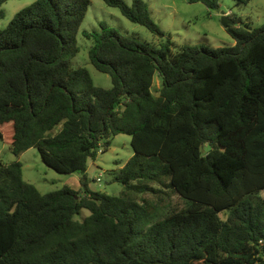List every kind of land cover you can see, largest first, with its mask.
<instances>
[{
    "label": "trees",
    "instance_id": "16d2710c",
    "mask_svg": "<svg viewBox=\"0 0 264 264\" xmlns=\"http://www.w3.org/2000/svg\"><path fill=\"white\" fill-rule=\"evenodd\" d=\"M102 1L159 32L142 0ZM89 4L37 0L0 30V126L11 128L0 140L16 157L35 147L80 185L40 194L18 161H0V264H264V24L228 26L233 46L173 56L170 42L83 32L91 65L111 78L103 89L69 64ZM118 134L133 154L111 172L123 187L111 197L88 188L87 163Z\"/></svg>",
    "mask_w": 264,
    "mask_h": 264
},
{
    "label": "rangeland",
    "instance_id": "374dc122",
    "mask_svg": "<svg viewBox=\"0 0 264 264\" xmlns=\"http://www.w3.org/2000/svg\"><path fill=\"white\" fill-rule=\"evenodd\" d=\"M37 0H7L1 5L4 15L0 19V30L13 19L15 14ZM85 17L76 34L77 54L70 60L73 69L87 70L94 86L103 89L111 88V78L107 74L98 72L90 63L88 49L92 41L83 36V32L99 31L100 26L114 29L119 34L159 48L170 42V56H173L182 46H195L209 49L230 47L235 44L231 36L220 23V13L226 15L234 23V27H245L247 30L264 24V0H249L245 5H238L234 0H216L217 7L208 9L201 2L189 0H142L146 4L149 17L159 32L150 31L146 27L132 23L116 8L107 6L102 0H89ZM133 0H123L131 6ZM160 86L157 73L152 79V93L154 87ZM10 125L0 126L2 135L10 134ZM10 140H0V161L10 164L18 161L22 166V179L33 185L40 194H46L64 186L80 189L79 175L61 174L47 167L41 160L35 147L28 149L18 157L10 150ZM133 152L130 147V137L118 134L110 138L107 150L98 152L95 159L87 163L88 188L111 197H118L123 190L121 184L113 182L111 172L121 168ZM142 197L152 200L151 195ZM170 201L177 207L187 203L184 199L172 196ZM89 212L85 209L74 216V220L81 222ZM218 217L226 219V212H219Z\"/></svg>",
    "mask_w": 264,
    "mask_h": 264
},
{
    "label": "water",
    "instance_id": "95a60500",
    "mask_svg": "<svg viewBox=\"0 0 264 264\" xmlns=\"http://www.w3.org/2000/svg\"><path fill=\"white\" fill-rule=\"evenodd\" d=\"M221 16H220V23L222 25V27L224 29H226L228 26H233L234 23L231 21V19H229L226 15H224L223 13H220Z\"/></svg>",
    "mask_w": 264,
    "mask_h": 264
}]
</instances>
